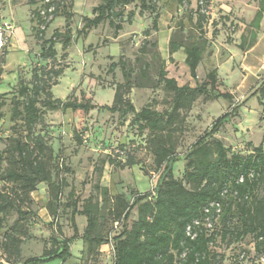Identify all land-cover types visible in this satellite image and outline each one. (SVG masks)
I'll return each mask as SVG.
<instances>
[{"label": "trees", "instance_id": "1", "mask_svg": "<svg viewBox=\"0 0 264 264\" xmlns=\"http://www.w3.org/2000/svg\"><path fill=\"white\" fill-rule=\"evenodd\" d=\"M158 1L99 0L92 9V16H81L83 25L75 31V35L84 34L103 21H107L115 32L119 31L124 21V9L132 3H139V15L144 12L153 15L151 28L157 31ZM176 1L182 5L188 0ZM209 2L197 0L195 15L200 30L206 21L203 9ZM256 2L257 9L248 24L251 29L248 39L241 34L237 44L243 52L255 45L257 30L264 17V0ZM72 5V0H41L40 6L33 11L34 21L38 24L36 38L41 41L37 57L44 63H37L31 68L27 82L20 80L16 97L9 102L11 117L21 120L25 132L12 138L8 148L0 149V233L8 215H17L15 222L0 236V257L3 256L0 264L20 259V245L27 235V215L33 213L30 209H22L30 193L36 190L38 184H47V207L55 219L61 207L62 190L67 185L65 178H58V175L53 178L57 155L44 135L35 131L36 125L42 121V107L81 114L101 108L118 113L122 119L131 114L129 124L135 125L139 133L148 131V149L152 153L157 179L152 191L131 190L128 194L120 192L113 197L109 196L106 187L95 185L97 194L90 195L81 210H77L75 202L73 204L69 219L72 234L62 236L60 226L55 224V231L61 236L52 235L50 247L43 248L39 256L29 257L22 263L38 264L51 259L66 261L71 256L70 244L78 237L75 215L80 213L85 217L80 238L90 251L112 242V264H243L245 261L264 264L261 262V257L264 258V133L261 142L244 154L233 151L221 139L214 137L227 120L239 115L240 103L234 104L230 91L219 89L221 81L217 68L208 70L203 80L197 81L196 69L204 40L195 36L183 39L171 34L167 43L168 59L173 61L172 55L181 50L183 62L195 85H178L174 78L167 76L164 59L160 60L157 81L171 92L167 110L157 111L148 106L136 110L129 94L140 83L133 82L131 69L122 56L108 65V72L113 73L119 68L122 76V81L114 84L110 105L98 106L84 92L80 96L59 100L53 97L51 88L57 84L64 66L54 64L57 54L55 45L60 43L66 47L74 38L68 26ZM51 7L52 10L48 11ZM133 15V11L127 14L128 22ZM56 16L65 17V29H54L51 36L45 39L44 31ZM144 34L148 35L149 30H145ZM227 41L230 42V38ZM148 45L142 44L140 52L145 53ZM151 45L156 46V42ZM148 67L149 64L144 63L141 68L140 78L143 80H148ZM198 96L211 100L222 98L228 106H232L215 118L211 127L190 145L184 156L182 177L178 178L174 176L172 167L179 159L172 132L181 112L188 111ZM248 97L257 99L264 114V84L255 87ZM4 104L0 94V106ZM75 138L81 142L78 133H75ZM106 161L120 169L137 163L129 154L125 160L108 156ZM106 161L95 166L99 174ZM107 201H111L107 210L110 220L120 226L119 232L112 236L100 230L105 219L101 203ZM212 203L218 204V212L215 206H211ZM134 208L135 218L128 225ZM207 216L212 222L211 227L206 226ZM195 220L198 221L196 225ZM188 225L194 234L192 237L186 233Z\"/></svg>", "mask_w": 264, "mask_h": 264}, {"label": "rangeland", "instance_id": "2", "mask_svg": "<svg viewBox=\"0 0 264 264\" xmlns=\"http://www.w3.org/2000/svg\"><path fill=\"white\" fill-rule=\"evenodd\" d=\"M98 3L99 0H72L68 26L74 38L66 47L60 43L55 45L57 54L54 64L64 66V70L57 84L51 88L54 98L65 100L84 92L96 105H110L114 84L122 81V76L119 68L113 73L108 72V65L122 56L131 69L133 82L140 83L129 94L136 110L146 106L157 111L167 110L171 92L157 81L160 60L164 59L167 76L174 78L178 85L194 86L195 80L190 77L183 62L182 51L174 53L173 61H170L167 43L172 33L183 39L195 36L204 40L201 60L196 69L197 81H202L208 70L217 68L221 81L219 89L230 91L234 104L240 103L239 115L227 120L214 137L242 154L261 142L264 114L257 99L248 96L255 87L264 84V17L257 30V44L252 50L245 55L237 46L241 34L248 39L251 30L248 24L257 9L256 0H210L203 9L206 21L201 30L196 24L197 0H188L182 5L176 0H159L157 31L151 28L153 15L149 12L139 15V3H132L124 9V21L119 31L115 32L107 21H103L97 27H90L84 34L76 36L75 31L83 25L81 16H92V9ZM40 4L41 0H0V94L5 100V104L0 106L2 150L8 148L12 138L25 132L21 120L11 117L9 102L16 97L20 80L27 82L31 68L37 63H44L37 57L41 41L36 38L38 24L33 16V11ZM131 11L134 15L128 22L126 17ZM64 19V16H56L45 29L44 38H49L54 29L64 31ZM147 29L149 34L145 35ZM153 42H156V46L151 45ZM144 43L150 45L142 53L139 48ZM144 63L149 64L146 71L148 80L140 78ZM231 106L222 98L211 100L198 96L188 111L181 112L172 132L179 158L172 166L175 177H182L184 156L190 145L211 127L215 118ZM40 110L42 121L36 125L35 131L44 135L57 155L53 178L56 179V175L58 178L63 177L67 185L62 190L61 207L55 219L47 207V184H38L36 190L30 193L29 200L22 206V209L33 212L27 215V235L20 245L19 261L10 264H25L21 261L39 256L43 248L50 247L51 236H61L55 231V224L60 226L62 236H70L72 228L69 219L73 204L75 202L77 210H81L85 200L97 194L95 185L106 187L109 196L113 197L120 192L128 194L131 190L152 191L157 179L152 153L148 149V131L139 133L135 125L129 124L131 114L122 119L118 113L101 108L86 114L61 111L59 108L42 107ZM75 133L80 135V143ZM127 154L134 156L137 161L135 165L120 169L106 161L108 156L125 160ZM103 160L106 162L99 174L95 166L101 165ZM101 204L105 216L101 232L110 236L117 234L120 226L112 222L107 214L111 201ZM135 214L134 208L128 225ZM16 216L15 213L8 215L0 236L15 222ZM75 222L78 237L70 244L71 256L64 262L51 259L38 264H112V242L88 250L80 238L85 217L77 213Z\"/></svg>", "mask_w": 264, "mask_h": 264}, {"label": "built area", "instance_id": "3", "mask_svg": "<svg viewBox=\"0 0 264 264\" xmlns=\"http://www.w3.org/2000/svg\"><path fill=\"white\" fill-rule=\"evenodd\" d=\"M44 1H48V0H44ZM51 10H52V7L48 9V11H51ZM42 13H43V12H42ZM212 205L216 207V212H218V211H219L218 204H217V203H216V204L212 203L211 206H212ZM206 211L208 212L209 209L207 208ZM197 223H198V221L195 220V221H194V224L196 225ZM211 224H212V222H211V220H210V217L207 216V217H206V226H207V227H211ZM191 231H192L191 226L188 225V226L186 227V233H187V235H190V236L192 237V236H194V234H192ZM261 262L264 263V258H263V257H261ZM243 264H252V263H251L250 261H245V262H243Z\"/></svg>", "mask_w": 264, "mask_h": 264}, {"label": "crops", "instance_id": "4", "mask_svg": "<svg viewBox=\"0 0 264 264\" xmlns=\"http://www.w3.org/2000/svg\"><path fill=\"white\" fill-rule=\"evenodd\" d=\"M261 37H263V35L258 37V41H259V39H260ZM258 41H257V42H258ZM256 44H257V43H256ZM256 44H255V45H256ZM255 45H254V46H255ZM254 46H253V47H254ZM253 47H252V48H253ZM252 48H250L249 50L245 51V55H247V54L252 50ZM177 52H180V50L177 51ZM175 53H176V52H175ZM181 57H182V59H184V54H183V53L181 54ZM263 61H264V59H263Z\"/></svg>", "mask_w": 264, "mask_h": 264}]
</instances>
